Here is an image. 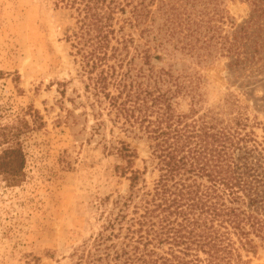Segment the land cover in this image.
Segmentation results:
<instances>
[{
  "label": "trees",
  "instance_id": "trees-1",
  "mask_svg": "<svg viewBox=\"0 0 264 264\" xmlns=\"http://www.w3.org/2000/svg\"><path fill=\"white\" fill-rule=\"evenodd\" d=\"M246 1L253 17L238 25L225 0H56L76 19L66 40L87 81L93 136L130 182L127 195L101 201L100 230L75 249L73 264H249L264 250V142L250 118L238 103L234 113L203 109L198 72L152 65L170 49L200 67L221 58L241 70L258 63L264 0ZM181 97L191 98L188 113L175 108ZM114 128L149 143L152 186L149 167L134 169L137 150ZM28 129L25 120L0 127V177L11 186L25 176L20 136Z\"/></svg>",
  "mask_w": 264,
  "mask_h": 264
},
{
  "label": "rangeland",
  "instance_id": "rangeland-1",
  "mask_svg": "<svg viewBox=\"0 0 264 264\" xmlns=\"http://www.w3.org/2000/svg\"><path fill=\"white\" fill-rule=\"evenodd\" d=\"M55 3L0 0V127L22 126L23 120L31 125L20 136L27 159L23 181L11 186L0 177V264H73L75 249L100 230L101 201L130 189L129 180L115 172L118 158L107 155L93 136L87 81L66 40L76 19ZM225 5L238 25L253 17L250 1L225 0ZM156 54L163 57L152 60L157 69L202 76L203 109L234 113L238 103L264 142V50L245 70L231 67V58L200 67L172 49ZM257 68L261 71H253ZM177 102L178 112L190 111V97ZM36 112L42 119L35 124L30 113ZM112 130L108 121L109 138ZM114 132L137 150L134 169L149 167L146 179L152 186L158 173H152L149 143L128 139L119 128ZM249 260L264 264V250Z\"/></svg>",
  "mask_w": 264,
  "mask_h": 264
}]
</instances>
